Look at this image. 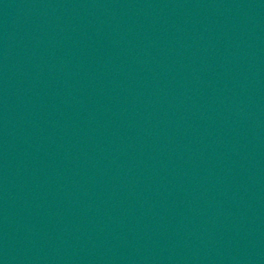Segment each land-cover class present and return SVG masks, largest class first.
<instances>
[{
	"label": "water",
	"instance_id": "water-1",
	"mask_svg": "<svg viewBox=\"0 0 264 264\" xmlns=\"http://www.w3.org/2000/svg\"><path fill=\"white\" fill-rule=\"evenodd\" d=\"M0 264H264V0H0Z\"/></svg>",
	"mask_w": 264,
	"mask_h": 264
}]
</instances>
